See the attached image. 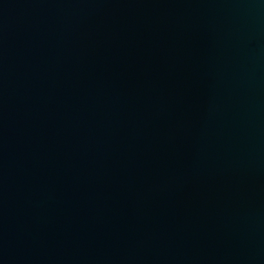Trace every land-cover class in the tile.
Instances as JSON below:
<instances>
[{"label": "water", "instance_id": "obj_1", "mask_svg": "<svg viewBox=\"0 0 264 264\" xmlns=\"http://www.w3.org/2000/svg\"><path fill=\"white\" fill-rule=\"evenodd\" d=\"M0 264H264V0H0Z\"/></svg>", "mask_w": 264, "mask_h": 264}]
</instances>
